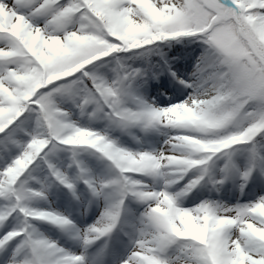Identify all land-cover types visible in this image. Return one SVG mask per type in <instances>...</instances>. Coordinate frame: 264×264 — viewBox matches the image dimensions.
I'll return each mask as SVG.
<instances>
[{"label":"snow or ice","instance_id":"6c2138e0","mask_svg":"<svg viewBox=\"0 0 264 264\" xmlns=\"http://www.w3.org/2000/svg\"><path fill=\"white\" fill-rule=\"evenodd\" d=\"M0 264H264V0H0Z\"/></svg>","mask_w":264,"mask_h":264}]
</instances>
